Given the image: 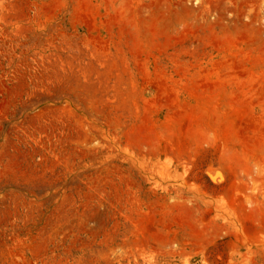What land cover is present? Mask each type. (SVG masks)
<instances>
[{
  "label": "rangeland",
  "instance_id": "374dc122",
  "mask_svg": "<svg viewBox=\"0 0 264 264\" xmlns=\"http://www.w3.org/2000/svg\"><path fill=\"white\" fill-rule=\"evenodd\" d=\"M0 264H264V0H0Z\"/></svg>",
  "mask_w": 264,
  "mask_h": 264
},
{
  "label": "bare ground",
  "instance_id": "6f19581e",
  "mask_svg": "<svg viewBox=\"0 0 264 264\" xmlns=\"http://www.w3.org/2000/svg\"><path fill=\"white\" fill-rule=\"evenodd\" d=\"M213 174V173H212Z\"/></svg>",
  "mask_w": 264,
  "mask_h": 264
}]
</instances>
